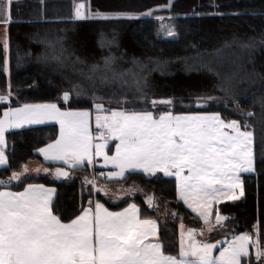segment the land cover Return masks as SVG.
<instances>
[{
    "label": "trees",
    "instance_id": "obj_1",
    "mask_svg": "<svg viewBox=\"0 0 264 264\" xmlns=\"http://www.w3.org/2000/svg\"><path fill=\"white\" fill-rule=\"evenodd\" d=\"M79 1H88L94 11L116 13H139L168 3V0H11V22L7 25L9 84L4 70V49L0 42V95L8 96L9 100L0 102V116L9 106L60 101L66 91L70 94L69 101L65 103L69 109L90 108L88 99L74 95L73 88L77 85H91V89L106 96L111 92L118 94V98L130 97V92L119 91L117 85L108 89L107 83H103L106 80L104 57L107 56L115 57L107 69L108 76H111L112 68L117 73L129 68L130 72L136 71L141 76L139 63L151 68L152 59L173 63L196 54L220 52L231 43L243 44L254 40L255 50L248 67L264 80V0H172L168 10L174 16L169 20L176 32L172 38L158 33L159 21L153 17L75 19L72 16L74 4ZM134 60L139 62L136 66ZM93 65L97 66L95 72ZM204 76L202 73L187 76L177 73L168 78L156 77L155 81L158 85L171 86L173 90L184 88L186 91H196L212 83L211 78L204 79ZM229 106L210 104L184 109L175 105L159 107L158 111L157 107L149 106L147 100L143 99V102L136 101V107L126 110L170 111L173 114L219 113L223 119L238 122L241 121V113H245L242 119L249 125L247 129L254 132V174H241L244 187L241 199L219 202L214 206L212 218L218 211L227 219L208 232V236L211 241H224L244 232L251 235L252 241L258 238L264 246V81L240 94L235 104ZM232 107H237V110ZM248 112H252L253 116H247ZM57 130V124L50 122L8 131L5 135L10 144L5 150L8 162L0 167V181L9 179L28 161L41 160L38 148L53 140ZM44 165L50 170L39 177L32 176L14 183L11 188L21 189L28 183L54 186L56 195L52 206L55 214H63L62 222L75 218L92 200L104 203L111 210L134 203L139 208L141 218L157 221L162 251L169 255L178 252L179 223L196 230H207L209 227L177 199L173 177L160 173L148 176L141 172H129L119 180L111 179L106 183L135 180L141 185L140 192L112 203L100 193L81 199L82 183L93 177V171L87 164L72 168L53 162ZM56 168L68 171V176L55 179L52 170ZM94 171L97 173L100 169ZM249 249L250 259L243 258V264H261L256 260L251 242Z\"/></svg>",
    "mask_w": 264,
    "mask_h": 264
},
{
    "label": "snow or ice",
    "instance_id": "obj_2",
    "mask_svg": "<svg viewBox=\"0 0 264 264\" xmlns=\"http://www.w3.org/2000/svg\"><path fill=\"white\" fill-rule=\"evenodd\" d=\"M171 2L169 0V5ZM85 8L84 3L75 4V19L138 18L133 13L86 14ZM153 11L155 9L139 15H151ZM8 17L10 9L6 8V15L0 19L7 24L11 22ZM166 36L175 37V30L169 28ZM4 49H8L7 41ZM114 60L112 56L104 57L106 70ZM134 63L138 61L134 60ZM6 65L7 61L5 71ZM92 69L95 72L97 66L93 65ZM129 71L114 72L113 76L123 78ZM142 81L146 83V75L134 81L138 91L142 90ZM8 98L0 95V102ZM63 99L69 101V92H64ZM95 99L102 101L103 98ZM200 99L197 98L198 104ZM205 99L216 98L208 96ZM128 102L127 99L118 101ZM152 103L155 106L157 103L171 104L172 101L154 100ZM94 108L98 113L97 125L107 128L119 141L113 156L104 155L105 162L118 170L109 176H123L126 169L135 168L150 174L159 170L166 176L175 175L178 197L193 211H199L209 225V232L227 219L217 211L216 225L210 223L211 200L217 199L221 193L233 201L244 195L240 173L253 172L255 163L254 132L242 130L247 129L248 124L241 125L237 120L226 122L219 113L173 116L169 111L156 118L149 111L124 109L100 115L108 111L102 102L94 103ZM89 115L87 110L61 111L56 103L25 104L20 108L7 109L4 118L0 119V165L8 162L4 147L6 128L42 123L44 120H56L60 124V136L39 149L46 160L63 161L70 167L85 160L91 164L93 146L88 133ZM246 115L251 117L253 113ZM95 148V155L103 154V144H97ZM27 171L25 166L23 172ZM22 175L21 172H13L9 180L20 181ZM55 175L66 177L68 172L56 168ZM85 182L95 186L94 181L86 179ZM53 192L44 185L32 184L19 193L0 191V264H243V258L250 259V242L255 248L256 260L264 264V246L258 238L252 241L248 233L226 242L228 246L214 256L212 250L215 245L197 241L195 230L188 229L187 243L184 232H181L179 255H165L159 242L149 240L150 236H156V222L141 221L134 204L122 212L113 213L97 202L95 212L91 207L84 208L80 215L64 223L63 214H55L52 206ZM151 202L150 197L149 204Z\"/></svg>",
    "mask_w": 264,
    "mask_h": 264
},
{
    "label": "rangeland",
    "instance_id": "obj_3",
    "mask_svg": "<svg viewBox=\"0 0 264 264\" xmlns=\"http://www.w3.org/2000/svg\"><path fill=\"white\" fill-rule=\"evenodd\" d=\"M76 3H84L86 5L85 13L88 14L101 12V11H94L90 8L88 1H79ZM75 3V4H76ZM172 3V2H171ZM6 4L5 2H0V18L3 17V8ZM74 4V6H75ZM5 9V8H4ZM155 11L152 12L151 15H139L141 13H146L149 10ZM170 9L169 0L168 3L161 6H156L150 9H147L145 11L139 12V13H133L136 14L137 17H153L156 18L159 21L158 25V33L162 35L163 37L166 36V31L171 28L174 29L173 25L169 20L173 18L174 16L168 13V10ZM106 14H115L116 12H101ZM120 13V12H119ZM122 13H128V12H122ZM72 16L74 17V10ZM123 18V17H121ZM10 19V17H9ZM116 19V18H111ZM8 25V24H7ZM163 26V27H162ZM4 36V34H0V38ZM172 38V37H168ZM7 41V40H6ZM5 42H3L4 45ZM254 40H250L243 44H235L233 45L228 44L223 48L222 51L217 53H206L204 55H192L188 58H184L181 60H176L173 63L177 65H173V63H166L162 62L161 60H153L150 62L153 65H151V68H148L146 64H143V67L140 66L139 63V72L141 73V76L136 74V71H129L127 75H125L123 78L115 77L113 76V73L115 70L112 68L113 71H110L111 76L107 74V71L104 66V71L106 72L104 75H106V80L103 81V83H107L106 87H109L110 89L112 86L117 85L118 90L123 91L125 93H129L130 97L119 96L118 94L109 93L108 96L99 94L96 89H91L93 86H74L73 93L76 97H83L88 99L91 102V107H94V103H103L105 109H115V110H126L127 108H134L136 107V101L140 100L143 102V99L147 100V104L149 106H153L152 101H161V100H171V104H161L157 103L153 107H157V110L159 107L167 106V107H174L175 105L180 107L182 106L184 109H191V108H201L207 105H215L217 106H223L230 108L229 105L235 104L237 97L241 94H245L250 89L254 88L256 85L261 84L264 80L261 79L260 76H258L254 71L249 69V65H251V58L254 54L255 50V44ZM105 44H107L105 42ZM234 47H233V46ZM235 48V49H234ZM5 61H7V71L6 78L7 82L9 84L10 80V70H9V51H5ZM136 66V63H135ZM5 69V64H4ZM153 69H159L153 71ZM211 69V71H209ZM126 70H130L129 68H126L123 70L124 72ZM123 71L118 73H122ZM117 73V72H115ZM181 73L184 76H187L189 74L199 75L200 73L204 74V79L211 78L212 83L206 87L200 89H195L196 91H186L184 88L182 90H176L171 88V86L168 85H158L155 80H157L156 77L161 78H168L173 77L175 74ZM147 76V81L144 83L142 81V90L138 91L136 88V85L134 83L135 80L140 79L143 76ZM246 86V87H245ZM164 87V88H163ZM223 89V90H221ZM246 89V90H245ZM124 95V94H123ZM211 96L215 97L216 99L213 100H206L205 98ZM103 98L102 101L100 99L95 98ZM63 98V97H62ZM129 98V99H128ZM197 98H201L199 104L197 103ZM124 99H127L129 102L127 104L124 103H118V101H122ZM8 102V101H7ZM142 104V103H140ZM143 105V104H142ZM144 106V105H143ZM233 110H237V107H232ZM159 111V110H158ZM156 113H158L156 111ZM245 116V113L243 115L241 114V125H244L247 122L242 119V117ZM11 129H8L9 131ZM103 135H106L105 133ZM52 141V140H51ZM6 138H5V145L6 147ZM5 165V164H4ZM3 166V165H0ZM55 170V169H54ZM21 172V171H18ZM54 173V171H52ZM23 173V172H22ZM98 173V172H97ZM95 173L92 178H87L88 181H94L95 186H93L92 183H86L85 181L82 183L81 186V199H84L86 195H95L97 193H100L103 195L109 202L115 203L122 199H124L127 196H133L134 194L140 192L141 185L138 181L131 180L127 182L122 183H115V184H107L106 182L111 179H121L123 176L114 178L110 177L109 175H105L103 173ZM129 173V172H128ZM100 178V179H98ZM3 183H0L1 188L5 187H11L14 185L12 180H3ZM239 192V190H237ZM145 200L148 201V197L145 196ZM213 213V211H212ZM216 218H211L210 221H213L212 225L216 224ZM206 224V223H204ZM181 225L183 223H179V229L178 232L181 236V232L183 231L185 234V242H187V232L190 228H185L183 225V228H181ZM193 229V228H190ZM195 230V233H203L204 236L203 240L211 241L208 236V229H199ZM232 241L234 238H230ZM219 241V240H217ZM215 241V242H217ZM214 242V241H212ZM227 242V241H226Z\"/></svg>",
    "mask_w": 264,
    "mask_h": 264
},
{
    "label": "crops",
    "instance_id": "obj_4",
    "mask_svg": "<svg viewBox=\"0 0 264 264\" xmlns=\"http://www.w3.org/2000/svg\"><path fill=\"white\" fill-rule=\"evenodd\" d=\"M4 8H5V9H4ZM4 8H3V17L6 15V8L9 9V0H6V4H5ZM8 19H9V17H8ZM7 24H8V23H7ZM7 24L3 22V19H0V34H1V33L4 34V36L2 35V37L0 38V42L2 43V45H3V42H5L6 40H7V43H8ZM3 49H4V45H3ZM8 51H9V47H8ZM4 64H5V53H4ZM4 70H5V69H4ZM8 100H9V99H8ZM8 100H7V101H8ZM7 101H5V102H7ZM49 103H56L57 106L60 108L61 111H73V112H76V111H84V110H87V111H89V113H90V115H89V117H88V133H89V135L92 137L93 162H92L91 164H89L88 161L85 160L82 164H80V165H78V166H81V165L87 164L88 166L91 167V169H92V171H93V172H92L93 175L95 174V171H94V170L97 169V168L100 169L99 172L105 174L106 176L109 175V173H111V172H116V171H118V170H117V169H116L111 163H106V162H105L104 155H107L108 157L113 156V155L115 154V151H116V145H117V143H119V141H118L114 136H112V135L108 132L107 128L99 127V126L97 125V122H96V116H97L98 113H97V111L95 110V108H94L93 106L90 107V108H88V109H69V108L66 106V104H65L66 102L64 101L63 98H62V100H60V101H53V102H44V103H24V104H21V105H18V106H9V107H7L6 109H4L3 112H2V114H1V116H0V119L4 118V113H5V111H6L7 109H9V108H12V109L20 108V107H22V106L25 105V104H49ZM113 110H115V109H113ZM111 111H112L111 109H108L107 112H103V113H99V114H100V115H107V114H110ZM149 112H151V111H149ZM152 113L154 114V116H155L156 118H158L160 114L165 113V112H162V113H154V112H152ZM195 114L204 115V114H211V113H207V112H183V113H176V114H173V113H172L173 116H178V115H195ZM222 119H223V118H222ZM223 120H225L226 122H227V121H231V120H226V119H223ZM50 122H54V123H56L57 126H58V130H57L56 137H55L52 141H50V142L46 143L45 145L41 146L40 148H38L37 153L40 155L41 160L33 159V160L28 161V162L22 167V169L20 170L21 173H22L24 167L27 166L28 171H27V172H23V175H22L20 181L12 180L13 183L17 184V183L21 182L23 179L28 178V177H32V176H33V177H39V176L42 175L44 172H47V171H44V169H47V167L44 165V163L53 162V163L61 164V165H62L63 167H65V168H66V167H67V168H72V167H70V166H68V165H65V164L63 163V161H52V160H46V159L44 158V155H43L42 153L39 152V149L44 148V147H46L48 144L53 143V142H54V141L60 136V124H59L56 120H44L42 123L22 124V125H21L20 127H18V128L26 127V126H33V125H40V124H45V123H50ZM8 129H11V130H12V129H16V128H6V130H5V135H6V133L8 132V131H7ZM242 130H248V129H243V128H242ZM9 131H10V130H9ZM248 131H251V130H248ZM104 133H105L106 135H103ZM5 138H6V136H5ZM6 141H7V139H6ZM97 144H103V145H104V148H103V150H102V151H103V154H102V155H99V156L95 155V152H96V148H95V146H96ZM9 146H10V144H9L8 141H7V143H6V147H5V150H7V149L9 148ZM5 156H6V155H5ZM3 166H4V165H3ZM0 167H1V166H0ZM75 167H76V166H75ZM49 170H50V169H48V171H49ZM52 171H53V170H52ZM128 172H141V173H144L145 175H148V176H153V175H156V174L160 173V174L166 176L163 172H161V171H159V170H158L155 174H150V173H145V172L143 171V169H140V168L126 169L125 172H124V175H125L126 173H128ZM52 174H53V176H54L55 179H58V178H59V177H57V176L55 175V170H54V173L52 172ZM185 174H186V173H185ZM241 174H254V171H253V172H250V173H243V172L240 173V179H241V181H242ZM124 175H123V176H124ZM110 177L118 178V177H121V176H110ZM167 177H173V178L175 179L176 184H177V180H176L175 175H167ZM29 184H32V185H44V184H42V183H28V184H26L25 186H23L21 189H12V188L9 186V187H5V188H0V191H10V192H13V193H19V192H23L24 189H25ZM44 187H45V188H50V189H53V190H54V192L52 193V201H53V200H54V197H55V195H56V188H55L54 186H50V185H44ZM217 187H221V186H220V185H217ZM238 193H239V192L237 191V194H238ZM176 196H177V199L180 200V201L184 204V206H185L186 208H188L190 211H192L194 214H196V215L200 218V220H201L203 223H205V220L199 215V211H193L192 208H190L187 204L184 203V200H183V199H181V198L178 197V195H177V190H176ZM240 199H241V197H240ZM238 200H239V199H238ZM223 201H232V200L227 199L222 193H221V194H218L217 199H215V200H211V208H210V210H209V220H211V218H212V211H213L214 206H215L217 203H219V202H223ZM97 202H99V201L92 200V201H91V205L88 204V205L85 206L84 208L91 207L92 211L95 212V205H96ZM99 203H100V204H103L104 207H105L109 212H113V213H116V212H122L124 209L128 208L129 205H133V204H134V203H129L128 205H126L125 207H123V208H121V209H119V210H111V209L107 208V207L105 206L104 203H102V202H99ZM134 205H136V204H134ZM194 207H197V205H194ZM84 208H83V209H84ZM83 209H82V210H83ZM136 209H137V216H138V218H139L141 221H143V220H153V221L156 222V236H155V237L150 236V237H149V240H150L151 242H159V243H160L159 238H158V223H157V221H156L155 219H152V218H141L140 215H139V208H138L137 205H136ZM81 212H82V211H81ZM81 212H80L78 215H80ZM78 215H77V216H78ZM215 218H216V214H215ZM73 219H74V218H73ZM215 221H216V220H215ZM64 223H67V222H64ZM184 227L187 228L185 225H184ZM188 228H189V227H188ZM189 229H190V228H189ZM179 230H180V229H179ZM241 234H244V232L238 233V234H236L234 237L239 236V235H241ZM234 237H233V238H234ZM203 238H204L203 235H200L199 233H198V234L195 233V239H196L197 241H202V242H204ZM180 240H181V236H180V234H179V232H178V246H179V247H178V252H177L174 256H178V255H179V250H180ZM227 240H231V239H226V240H224V241H221V240L217 241V240H216L217 242H215V241H214V242H212V241H206V242H204V243L214 244L215 247L213 248L212 252H213V255H214V256H218L220 250H221L223 247H227V245H226V241H227ZM186 243H187V242H186ZM160 244H161V243H160ZM249 253H250V249H249ZM164 254H165V253H164ZM165 255H169V254H165Z\"/></svg>",
    "mask_w": 264,
    "mask_h": 264
},
{
    "label": "built area",
    "instance_id": "obj_5",
    "mask_svg": "<svg viewBox=\"0 0 264 264\" xmlns=\"http://www.w3.org/2000/svg\"><path fill=\"white\" fill-rule=\"evenodd\" d=\"M98 173H100V172H98ZM98 173H97V174H98ZM227 242H231V241H230V240H227ZM226 245L228 246V243H226Z\"/></svg>",
    "mask_w": 264,
    "mask_h": 264
},
{
    "label": "water",
    "instance_id": "obj_6",
    "mask_svg": "<svg viewBox=\"0 0 264 264\" xmlns=\"http://www.w3.org/2000/svg\"><path fill=\"white\" fill-rule=\"evenodd\" d=\"M66 172H68V171H66Z\"/></svg>",
    "mask_w": 264,
    "mask_h": 264
}]
</instances>
